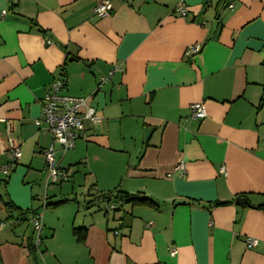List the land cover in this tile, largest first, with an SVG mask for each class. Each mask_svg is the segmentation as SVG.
<instances>
[{
	"label": "crops",
	"instance_id": "0c3cea01",
	"mask_svg": "<svg viewBox=\"0 0 264 264\" xmlns=\"http://www.w3.org/2000/svg\"><path fill=\"white\" fill-rule=\"evenodd\" d=\"M104 1L112 11L99 18L93 9ZM11 3L0 0V196L38 212L25 179L46 170L50 145L59 164L65 155L40 106L61 79L62 95L90 97L101 117L85 124L64 170L99 164L110 175L99 181L90 167L86 196L116 191L117 199H101L97 211L89 201L79 219L57 213L69 200L43 206L50 212L40 214L34 257L30 225L17 228L28 220L9 218L0 200V264H264V0ZM194 44L201 49L190 57ZM196 103L201 120L191 118ZM120 194L155 206L120 202ZM240 197L249 206H236ZM63 200L45 197L46 205ZM108 204L115 209L105 212ZM75 228L86 229L84 242Z\"/></svg>",
	"mask_w": 264,
	"mask_h": 264
},
{
	"label": "built area",
	"instance_id": "2783aa9c",
	"mask_svg": "<svg viewBox=\"0 0 264 264\" xmlns=\"http://www.w3.org/2000/svg\"><path fill=\"white\" fill-rule=\"evenodd\" d=\"M231 8V6H229ZM112 11V5L109 1H104L97 4L93 12L99 18L107 17ZM175 13L180 17L186 16V10L183 7H178ZM200 45L194 44L188 47L186 55L192 57L200 52ZM107 79H101L98 84V88ZM65 88L63 80H55L50 84L49 91L45 94L43 99L40 101L42 109L41 121L45 123L48 132L51 134L53 142L57 143L60 147L62 155L66 151L74 148L75 142L84 138L85 136V124L88 123L92 126L99 125L101 117L98 114L97 109L92 106L90 97H71L62 95L61 92ZM191 118L201 120L206 116L205 109L200 103L193 104L190 107ZM39 124V122H37ZM9 151L14 160L20 157V151L17 147L8 141ZM55 151L53 146L50 145L43 152V158L46 165V182L52 184L58 183L59 181L67 178V170L61 171L59 164L54 157ZM180 174L184 173V165L179 164L175 168ZM3 173L8 174L7 167L3 168ZM45 207V200L43 202ZM105 212H110L115 209L113 205H105ZM30 229L35 237V244L39 243L40 234L42 231V225L40 222V215L37 214L31 219ZM246 245L248 248H252L256 245V240L247 239ZM172 254L174 251L171 252Z\"/></svg>",
	"mask_w": 264,
	"mask_h": 264
},
{
	"label": "rangeland",
	"instance_id": "374dc122",
	"mask_svg": "<svg viewBox=\"0 0 264 264\" xmlns=\"http://www.w3.org/2000/svg\"><path fill=\"white\" fill-rule=\"evenodd\" d=\"M72 152L73 151L71 150L66 151L62 162L60 164L57 162L61 171H63L67 165L74 164H67L68 162H70L69 157ZM55 159H58V155ZM111 162L113 165L118 164V160L116 159L112 160ZM90 167L93 171L96 172V176L99 181L106 179L110 175L109 170L101 169V166H99V164H93L92 162H90L89 167L87 169L84 168L83 164L71 166L67 171V178L54 184L46 182V171H41L40 173H37L36 176H34L35 179L31 177H26L25 182H27V187L31 188V194L33 197H35V200H32V202L30 201V204H32L30 205V208L35 209L39 207L38 214L44 216L45 213L49 210V208L46 209L43 207V201L46 197L48 202L51 203H54L60 199H66L70 201V204L62 205L60 208H58L57 213L60 212V215L73 213L75 215L77 214L76 216L79 219L83 215V213L86 212V207L88 206L89 201L93 204L94 211H97V205H99L100 208L103 206V202L101 201V199H96L94 195V197L92 198H88L86 196V190L89 187V184L92 182V180L88 176V169ZM110 179L111 176L108 180H106L107 186H113L111 185L112 182L110 181ZM101 212L102 210L99 209L98 213ZM48 215L52 217V214L48 213ZM31 219L32 217H29L27 222L20 223L17 228L21 231L25 230L27 227L26 225H30ZM30 230L28 228V232Z\"/></svg>",
	"mask_w": 264,
	"mask_h": 264
},
{
	"label": "trees",
	"instance_id": "16d2710c",
	"mask_svg": "<svg viewBox=\"0 0 264 264\" xmlns=\"http://www.w3.org/2000/svg\"><path fill=\"white\" fill-rule=\"evenodd\" d=\"M8 2L11 4L12 8L14 7L11 3V0H8ZM113 194H116V191H113V192H109L108 195H107V198L106 195H103L101 196L100 198L101 199H109L111 197H114L115 199H117V196L116 195H113ZM118 194V193H117ZM125 197L123 199L122 202H125V203H129V204H139V205H145V206H148V207H154L155 205L152 203L151 200L147 199V198H142L138 195H127V194H124ZM0 200H1V203L3 205V208L6 212V214L8 215L9 218H17V219H21V220H28L29 217H34L38 214L37 210H19L18 208H16L13 203L7 199L6 197L3 198L0 196ZM65 202L64 200L61 201V202H57L55 204H51V205H46V201H45V207H51V206H55V205H58L60 203H63ZM227 203H217V205H226ZM259 209H262L264 211V206H259L258 207ZM72 234L73 236L76 237V240L80 243L84 242L85 240V237H86V229L84 228H75L72 230ZM41 240V238H40ZM40 243V241H39ZM27 249H28V252L34 257L35 254H36V245L34 243V241L32 240V238H30V240H28V243L26 245Z\"/></svg>",
	"mask_w": 264,
	"mask_h": 264
},
{
	"label": "water",
	"instance_id": "95a60500",
	"mask_svg": "<svg viewBox=\"0 0 264 264\" xmlns=\"http://www.w3.org/2000/svg\"><path fill=\"white\" fill-rule=\"evenodd\" d=\"M150 134H151V129H149V128L144 129V141L148 140ZM124 197H125L124 194L118 195V201L122 202ZM234 204L236 206H239V207L249 206L247 200L245 198H241V197L240 198H236L234 200Z\"/></svg>",
	"mask_w": 264,
	"mask_h": 264
}]
</instances>
